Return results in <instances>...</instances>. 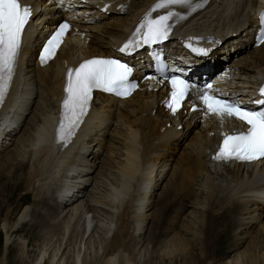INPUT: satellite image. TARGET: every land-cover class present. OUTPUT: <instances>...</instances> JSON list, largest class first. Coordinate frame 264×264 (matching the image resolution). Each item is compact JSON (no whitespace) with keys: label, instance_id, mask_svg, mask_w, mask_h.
<instances>
[{"label":"bare ground","instance_id":"obj_1","mask_svg":"<svg viewBox=\"0 0 264 264\" xmlns=\"http://www.w3.org/2000/svg\"><path fill=\"white\" fill-rule=\"evenodd\" d=\"M23 1L31 6L35 19L42 21L24 35L17 74L2 111L9 117L0 123V154L5 151L0 157V181L1 171L11 164L22 172L13 184L20 191L19 199L31 198L32 202L24 205L13 221H9V212L0 218L4 232L0 264H7L13 247L18 250L17 262L27 259V241L14 234L26 222L31 231L37 229L35 233L45 237L31 264H140L149 244L143 236L151 215L148 212L156 204L161 205L157 223L163 225L158 235L149 236L160 243L151 261L167 257L169 264H175V251H183L202 252L204 264H257L249 254H264V160L250 164L210 160L222 134L237 129L239 122L225 116L221 123L217 116L200 110L196 85L172 116L163 107L166 82H154L145 72L140 88L130 98L97 96L70 146L62 151L52 146L65 69L83 58L117 52L121 42L139 34L131 33L135 18L152 0H129L127 14L114 10L93 23L77 22L56 56L43 67L35 58L37 47L67 11L57 0ZM201 2L205 4L201 11L180 22L178 35L185 38L192 34L190 30H203L194 43L205 51L190 52L175 35L162 45L169 67L188 71L203 81L232 66L237 81L249 83V91L254 92L255 81L264 78V42L253 46L256 12L264 8V0ZM70 5V10L80 9ZM95 7L85 6L90 11ZM133 45L126 60L136 67V78L154 63L146 48L139 50V45ZM5 185L3 189L9 187ZM171 206L175 214L168 222ZM188 207L208 210V220L197 218L199 211ZM9 208L6 205L3 210ZM33 209L36 211L31 212ZM73 221L78 222L76 229L82 225V230L70 240ZM58 224H63V231L56 235L53 227L61 226ZM49 232L53 234L48 236ZM96 234L102 242L95 247ZM214 237L221 242L229 238L224 255L231 251V256H209L207 242L211 244Z\"/></svg>","mask_w":264,"mask_h":264},{"label":"snow or ice","instance_id":"obj_2","mask_svg":"<svg viewBox=\"0 0 264 264\" xmlns=\"http://www.w3.org/2000/svg\"><path fill=\"white\" fill-rule=\"evenodd\" d=\"M176 5L187 8L189 14L202 6L200 3H194V0H156L136 30L140 33L142 29H146L142 35L143 44L167 39L172 28L170 21L173 18H186L179 12L171 10L164 15L152 18V12L157 9L167 10ZM31 15L30 6H22L20 0H0V105L3 104L11 87L21 37ZM69 27L67 22L60 25L59 30L48 41L41 53L42 63H46L55 54L60 38ZM132 43L133 41H129V44ZM127 48L128 44L120 50L126 51ZM130 74L131 69L127 64L116 59L104 58L88 59L80 63L79 67L68 69L64 88L65 98L62 101L60 122L57 128L58 139L67 142L75 134V130L87 114L94 89L112 92L119 96L130 95L131 90L136 87L129 81ZM168 83L171 87L168 107L175 113L195 86L179 76H171ZM206 88L210 90L211 85H207ZM259 91L264 96V87H261ZM199 100L206 112L217 116L221 123L227 116L234 117L247 125L246 132L223 134V142L215 156L216 159L234 158L253 161L264 158V108L250 110L239 101H229L226 98L212 95L208 90L199 94ZM256 103L264 105V100H257Z\"/></svg>","mask_w":264,"mask_h":264},{"label":"rangeland","instance_id":"obj_3","mask_svg":"<svg viewBox=\"0 0 264 264\" xmlns=\"http://www.w3.org/2000/svg\"><path fill=\"white\" fill-rule=\"evenodd\" d=\"M199 11H201V10H199ZM238 20V19H237ZM22 128V127H21ZM21 131V130H20ZM20 133V132H19ZM14 145L13 146H11L10 147V149H14ZM5 153V151L4 152H1V154H0V157L3 155ZM17 162H15L14 164H16ZM1 173L3 174V178L1 179V181H0V218L2 219L8 212H9V221H13V219L15 218V216L16 215H18L19 213H20V211L25 207V206H27V205H29L32 201H31V198H25V199H23V200H20L19 198H20V195H18L19 193H20V191H18V190H16L14 187H13V184H15L16 183V180H17V178H19L20 177V175H21V173L22 172H20V171H18V170H15V167H13L11 164L10 165H8V167H6L4 170H2L1 171ZM113 174V173H112ZM109 177L111 178V176L109 175ZM109 180H111V179H109ZM4 184H6L5 186H8L9 185V187H7V188H4L3 189V185ZM9 188V189H8ZM92 188V186L90 185L89 187H88V192H89V190ZM105 189V188H104ZM5 190V191H4ZM161 189H159V190H157L158 192L160 191ZM102 191V190H101ZM105 191V190H104ZM162 191V190H161ZM160 191V192H161ZM160 192H159V194H158V196L156 197V202H159V195H160ZM4 193V194H3ZM4 195V196H3ZM2 202V203H1ZM6 205H10V208H9V211H5V209L3 210V208L4 207H6ZM25 205V206H24ZM159 205V204H158ZM157 204L154 206V208H152L151 210H149V212L148 213H150V211H151V215L150 214H148V215H150V216H148L149 218H147V221H148V223L146 224V226H145V230H146V232H145V235L143 234V236H144V241H146V244H147V242H149V244H148V246H147V249H146V251L144 252V255H143V258H142V263H140V264H169V259H167V257L166 258H164L162 261H160V259H159V257H157V259H155V261H151L152 259V257H150L151 255H152V253H154V255L156 254V252L155 251H157V249H158V247L160 246V243H157V240H155V242H154V240H151V238H149V236H152V233H155L156 235H158L160 232V229L162 228V226L161 225H163V224H161V225H159L158 226V223H157V219H156V217H158V215L157 214H159V212H160V207H161V205L160 206H158ZM178 206V204H176V205H173V207H177ZM172 207V206H171ZM170 208V211H169V215H168V218L166 219L168 222L170 221V220H173V219H170L174 214H175V208ZM160 208V209H159ZM188 209L189 210H195L196 212H198V213H196V215H197V218H199V219H201L202 221H206V220H208V217H209V215H208V210H206V211H204V209H202L203 211H200L201 210V208H196V209H193L192 207H188ZM3 210V211H2ZM38 210H41V208H39ZM36 211V209L34 210H31V212H35ZM173 211H174V213H173ZM154 212V213H153ZM207 212V213H206ZM3 213V214H2ZM185 213H187V211L185 212ZM199 213H201V214H199ZM204 213V214H203ZM199 214V215H198ZM201 215V216H200ZM171 216V217H170ZM199 216V217H198ZM203 217V218H202ZM205 217H207V218H205ZM173 218V217H172ZM183 218V217H182ZM1 219H0V225H1ZM11 219V220H10ZM170 219V220H169ZM179 220H180V218H179ZM204 221V222H205ZM35 222V219H34V221L32 222V223H34ZM153 222V223H152ZM74 223V224H73ZM78 224V222L77 221H73L72 223H71V225L69 226V231H68V239H70V240H75L80 234H78V232L80 233V231L82 230V225L81 226H79L77 229H76V227L78 226L77 225ZM58 225H61V226H57V225H55L54 227H53V229H55V230H57L56 232H55V234L56 235H58V233L59 234H62V231H63V228H62V225L63 224H58ZM75 225V226H74ZM30 227H31V224L29 223V222H26L25 224H23L21 227H19L16 231H15V235H19V234H21V235H23V237L25 238V240L27 241L26 242V256H27V259H25L23 262H22V264H31V262L33 261V260H35V258L37 257V250H38V246H39V244L43 241V240H45V237H41V236H39V234H37V233H35L36 231H38L37 229H36V231L35 230H33V231H31V229H30ZM71 227H73V230H72V228ZM60 228H62V229H60ZM59 229V230H58ZM79 229H80V231H79ZM154 229H156V230H158V231H156L155 232V230ZM61 230V231H60ZM72 230V231H71ZM154 230V231H153ZM51 233V234H50ZM53 234V232H49L48 233V236H51ZM72 234H73V236H72ZM75 234V235H74ZM56 235H55V237H56ZM45 236H47V234L45 235ZM61 236H63V235H60V237ZM75 237V238H74ZM88 237V235H86L85 236V240H86V238ZM159 239H161V238H159ZM210 238L208 237V240H209ZM3 240H4V232L1 230V227H0V257H1V254H2V245H3ZM228 240H229V238H228ZM228 240H226V241H224V242H221L222 240L221 239H219L218 240V238L216 239V237H214V238H212V241H211V244L210 243H208L207 242V245H208V249L210 250V252L211 253H209V256H211V257H213L214 259H221V258H224V257H229V256H231L232 255V253L233 252H227L225 255H224V251L226 250L225 249V247H226V245H227V243H228ZM232 240V239H231ZM93 241H94V244H95V247L97 246V245H99L100 244V242H102V238L101 237H99V236H97V234L95 235V237L93 238ZM153 241V242H152ZM214 241H215V243H214ZM86 241H82V243H85ZM213 242V243H212ZM218 242V243H217ZM69 243V242H68ZM98 243V244H97ZM146 244H144V247L146 246ZM210 244V245H209ZM214 244V245H213ZM103 245H104V243H103ZM103 245H100V246H103ZM219 245V246H218ZM151 246V247H150ZM70 246H68V248H69ZM153 247V249H150V248H152ZM210 247H216L215 249H216V251H213V249L212 248H210ZM149 248V249H148ZM162 249H164V247H162ZM212 249V250H211ZM225 249V250H224ZM209 250H208V252H209ZM67 251V250H66ZM163 250H161V254L163 253L164 254V252H162ZM200 251V250H199ZM17 252H18V250H17V248L16 247H13L12 249L10 248L9 249V253H8V259H7V264H20L19 263V261L17 262V260H18V257H17ZM81 253L83 254V259L86 261V258H85V255H84V252L83 251H81ZM158 253V252H157ZM182 253H184V255L182 254ZM188 253L189 252H183V251H178V252H176L175 251V253H174V259H173V263H175V264H188L189 262L190 263H194V264H200V263H202V264H204V258L206 257V255H204L202 252V254L200 253V252H197V253H189V255H188ZM162 254V255H163ZM230 254V255H229ZM257 256H256V255ZM187 255V256H186ZM203 255H204V257H203ZM216 255V256H215ZM249 255H251L252 256V258H253V260H255L254 262H256L257 264H263V258H264V254L262 255H260V253H257V252H255V253H252V254H249ZM260 255V256H259ZM153 256V255H152ZM184 256V257H183ZM256 256V257H255ZM197 257L199 258L198 260H197ZM216 257V258H215ZM182 258H183V260H182ZM195 258V259H194ZM188 259V260H187ZM257 259V260H256ZM263 259V260H262ZM193 260H195V261H193ZM84 261V262H85ZM183 261V262H182ZM189 261V262H188ZM199 261H200V263H199ZM185 262V263H184ZM188 262V263H187ZM87 263V262H86ZM85 263V264H86ZM189 263V264H190ZM89 264V263H88Z\"/></svg>","mask_w":264,"mask_h":264}]
</instances>
